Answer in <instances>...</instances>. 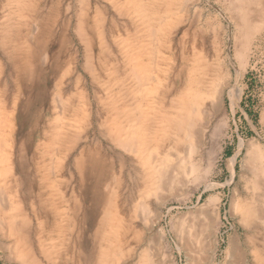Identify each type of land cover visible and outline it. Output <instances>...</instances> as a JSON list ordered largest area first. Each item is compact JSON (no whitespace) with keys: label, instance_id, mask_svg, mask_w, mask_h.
<instances>
[{"label":"rangeland","instance_id":"rangeland-1","mask_svg":"<svg viewBox=\"0 0 264 264\" xmlns=\"http://www.w3.org/2000/svg\"><path fill=\"white\" fill-rule=\"evenodd\" d=\"M142 2L146 14L153 15L154 27L157 30L154 39L146 32L143 19L132 7L130 8L126 0H0V104L2 103L8 111L12 110V100L15 99L17 91L27 95V89L31 85L29 81L32 79V76L29 78L31 70L34 71L35 68L38 71L44 65L50 70L51 65H54L53 61L59 59L58 66L61 72L69 62L68 57L71 60L77 57V66L82 75L79 89L81 92L78 96L84 97H82L84 100L81 99L84 126L91 123L96 115L101 114L99 103L101 97L104 98L107 108L116 105L121 121H125L126 109H130L129 115L138 116L139 112H145L150 104L156 113H167L175 110L171 107L172 103L182 96L178 90L188 84L185 79L188 66L193 68L199 65L194 76L205 80L216 78L217 73L222 71L223 80L229 83L230 87L225 92L223 107L211 118L199 150L190 153L189 142L185 138L180 144H176L175 132L168 133L162 138L163 143L168 145L162 149V156L171 157L174 163L181 155L183 158L184 154L186 159L189 155L191 163L197 164L198 173L190 174L193 181L190 187L175 189L176 191L171 193L163 191L159 198H150L152 205L145 215H141L139 208L134 209L131 214L134 216L136 231L144 230L141 245L150 249L151 262L163 264L167 260L169 264H189L190 261L193 263L194 259L205 258L202 264H224L228 239L236 229L243 232L240 215L235 213L232 202L237 203L247 196L252 197V190L242 178V174L249 177L250 172L244 167L247 147L241 148V144L247 146L249 142H253L264 150V10L256 9L259 7L258 0H142ZM168 7H171V12L166 11ZM183 30H189L192 33L191 37L197 34V38L200 31H207L204 46L207 57L201 58L197 63L187 61L186 71L182 75V86L179 88L175 76L180 68L179 59L184 50L183 46L179 45V35ZM191 37L189 36L190 41L185 45L186 55L192 53ZM142 44L149 47V50L157 51L154 72L160 74L161 81L165 80L162 90L172 89L168 97L161 93L162 90L153 99H143L141 96L139 84L131 73L129 58ZM201 47L198 45L197 51H200ZM165 58H169L167 62L164 61ZM84 67L88 69L85 70ZM162 69H166L165 74L161 72ZM48 77L47 83L53 87L58 80L57 75L49 74ZM69 78V81L75 84L74 75ZM72 82L65 88L71 87V94H76ZM230 89L240 90L238 95L235 92L238 96L235 100L228 96ZM55 94L54 90L52 96ZM74 94L73 97L77 101L78 96L75 97ZM27 96L21 99L17 114L22 115V106L28 99ZM207 104L210 109L211 101ZM43 120L53 123L55 118L53 115H47ZM98 139L91 136L84 146L86 144L90 147L91 143H96L97 146H103L106 151L108 148L111 149L112 145L108 140ZM42 142L47 141L36 140L33 147L36 148ZM237 154V160L233 165L232 159ZM129 158L134 166L130 162L125 163L124 167L126 165L127 167L122 172L123 180L125 179V185L121 186L122 194H125L131 185L128 173L131 174L132 168L129 165L137 166L134 157ZM46 161L50 163L49 158ZM114 165L118 173L120 162L115 161ZM206 184L213 185V188L203 192ZM107 189L113 191V185ZM122 189H125V193ZM257 194L261 195V190ZM206 202L210 203L209 209L212 211L215 208L218 214L216 226L220 230L218 235L220 242L217 241L219 249L215 257H212V252L208 255L204 253L205 250L200 251L201 246L208 243V239L202 238L201 241V237H196L193 231L194 236L189 233L190 225L198 217L193 214L185 215L194 206H201ZM91 204V199H85L84 214H88L89 210L91 213ZM96 213L97 215L91 216L90 220L85 214L83 238L85 243L81 249L78 248L83 254L81 256L77 252L72 264L102 262L100 241L93 238L95 232L93 234L92 232L102 224L100 218L103 213L101 214V211ZM3 215L2 213L1 216ZM122 216L125 218L123 214ZM34 222V225L38 223ZM129 225L124 219L120 230H127ZM38 226L37 224L31 228L32 233L30 232L29 238L24 241V238L20 240L11 236L9 229L0 224V264H53L54 259L51 260L53 247L60 246L63 239L56 233H52L49 239L44 236L42 240L46 250L42 252L36 237ZM22 230L25 235L30 231H26V226ZM136 231L129 235L131 247L140 236ZM109 245L110 242L106 246ZM179 247L184 250L181 252ZM213 247H216V243ZM34 254L38 262L34 259ZM55 256L56 254H53L52 257ZM126 260L128 262L124 264H139V257L136 255L126 257ZM107 262L105 260L103 264H117L113 257Z\"/></svg>","mask_w":264,"mask_h":264},{"label":"bare ground","instance_id":"bare-ground-1","mask_svg":"<svg viewBox=\"0 0 264 264\" xmlns=\"http://www.w3.org/2000/svg\"><path fill=\"white\" fill-rule=\"evenodd\" d=\"M126 1L130 8L132 7L133 11L143 19L146 32L154 39L157 30L154 27L153 15L146 14L142 0ZM258 5L257 10H264V0H258ZM166 11L171 12V7H168ZM195 32L198 33L197 30ZM191 34L189 30H183L179 35V45L184 48L179 59L180 68L175 76L179 88L182 86V75L186 71L187 61L197 63L201 58L207 57L204 49L207 31H200L199 38L197 34L192 38ZM189 36L192 40V53L186 55L185 45L190 41ZM198 45L202 46L200 51H197ZM134 51L129 58L131 73L139 84L143 99H153L165 85V80H160V74L154 72L153 65H157L155 62L157 51L149 50V47L144 44ZM167 59L169 58H165L164 61L167 62ZM238 59L240 60L239 57ZM72 60L68 57L69 62L65 64L67 66L61 72L58 66L59 59L53 61L54 65H51L50 70L45 65L38 71L34 68L29 75L32 79L29 81L31 85L26 92L28 96L18 90L14 96L15 99L12 100L10 111L2 103L0 104V216L4 214L0 217V224L9 229L11 236L20 240L24 238V241L29 238V233H32L31 228L38 224L36 237L42 252L46 250L42 240L44 236L49 239L52 233H56L65 242L62 240L61 247L59 245L53 247V254L56 256L51 255V260L54 259L52 263L72 264L76 259V253L80 251L78 248L81 249L85 243L83 239L85 214L90 220L91 216L97 215V211H101L102 224L92 232V234L95 232L93 234L95 237L92 235L93 238L100 241V260L102 259L100 264L112 257L116 259L117 264H124L128 262L126 257L133 255L139 257V264H156L150 261V255H152L150 249L141 245L144 230L136 231L134 216L131 212L139 208L143 216L152 205L151 197L159 198V194L163 191L171 193L190 187L193 182L190 174L198 173L197 164L191 163L189 155L187 159L184 158V154L183 158L181 155L174 163L170 159V154V158L162 156V149L168 146L163 143L162 138L168 133L175 132L176 144H180L185 138L189 142V152L196 153L202 146L201 139L206 135L211 118L215 117L214 115L218 114L223 107L224 95L230 85L224 82L222 71L217 73L216 78L205 80V78L199 79L194 76L199 65L193 68L188 66L185 77L188 84L185 88L177 89L182 96L172 103L171 107L175 108L174 111L158 114L154 109L152 110L150 104L145 112L138 111L140 113L138 116L129 115L130 109H126L125 121H121L116 105L107 108L104 98L101 97L99 99L101 114L96 115L91 123L84 126V108L81 101L84 97L78 96L81 92L79 89L82 75L77 66V57ZM96 60L100 59L96 58ZM87 67L84 69H88ZM165 70L162 69L161 72L165 74ZM49 74H56L58 78L53 87L47 83ZM72 74L75 77V84L69 81ZM68 81L74 85L72 88L77 91L76 94H71V87L65 88ZM54 90L56 94L52 96ZM235 92L238 95L240 90L228 91L230 99L235 100L237 96ZM161 93H165L168 97L172 89L162 90ZM73 94L75 97L78 96L77 101ZM25 96L28 99L22 106V115L17 114L21 99ZM209 101H211L210 109L208 104L206 105ZM47 115L54 116L53 123L43 120ZM91 136L96 137V140L98 138L108 140L112 145L111 149L107 147L106 151L103 146H97L96 143H91L90 147L86 144L84 146ZM36 140L47 142H42L35 148L33 142ZM242 147H247L244 167L250 172L249 177L242 174V178L247 181L249 189L252 190V197L247 196L237 203L232 202L235 213L240 215L243 232L236 229V232L228 239L224 264H264V150L253 142H249L247 146L241 144ZM238 154L231 158L233 165ZM129 157H134L137 169V166L132 167L134 165L131 164V160L129 161ZM47 158L50 163L46 161ZM115 161L120 162L118 173L114 165ZM128 162L132 165H129L132 172L128 173L131 185L126 193L125 189H122L125 193L122 194L121 186L125 180H123L122 172L127 167V165L124 167L125 163L128 164ZM109 173L113 175L108 176ZM112 185L113 191L107 189ZM212 188L213 185L206 184L203 192H208ZM260 190L261 195L257 194ZM135 194H137V201ZM85 199H91L92 202L91 213L89 210L88 214H84ZM209 204L206 202L201 206L196 205L185 215L193 214L196 218L198 217L190 225L189 233L192 236L196 234V237H201V241L202 238L208 239V243L203 244L200 251L205 250L204 253L208 255L212 252V257H215L219 249L217 241L220 230L216 226L218 216L216 209L213 208L214 210L211 211ZM126 216L129 218L127 219ZM124 219L130 225L123 231L120 230V226ZM34 221L38 223L34 225ZM90 224L91 222L89 226ZM25 226L26 231L30 230L26 232V235L22 233V228ZM86 229L89 232V227ZM33 231L36 232L35 229ZM134 231L140 236L136 244L131 247L128 239ZM108 242L110 245L106 246ZM215 243L216 247H213ZM179 249L181 252L184 250L180 247ZM79 254L82 256L83 253L79 252ZM34 259L37 261L35 254ZM203 260L202 258L194 259L193 263L190 261L189 264H202ZM163 264L169 263L165 260Z\"/></svg>","mask_w":264,"mask_h":264}]
</instances>
